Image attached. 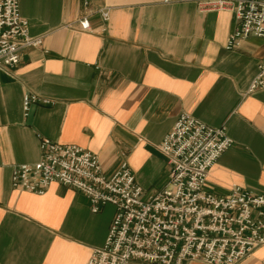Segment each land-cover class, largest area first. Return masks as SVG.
<instances>
[{
	"label": "crops",
	"instance_id": "crops-1",
	"mask_svg": "<svg viewBox=\"0 0 264 264\" xmlns=\"http://www.w3.org/2000/svg\"><path fill=\"white\" fill-rule=\"evenodd\" d=\"M20 11L42 44L0 68V264H87L115 215L112 205L93 213L57 183L42 195L12 188L14 168L41 159L42 139L92 151L107 176L126 162L147 199L169 181L159 145L187 113L234 141L206 188L264 194V89L248 93L264 38L228 50L232 11L202 12L196 0H90L88 10L81 0H20ZM87 14L93 32L80 23ZM26 94L51 103L25 113ZM238 264H264V246Z\"/></svg>",
	"mask_w": 264,
	"mask_h": 264
},
{
	"label": "built area",
	"instance_id": "built-area-1",
	"mask_svg": "<svg viewBox=\"0 0 264 264\" xmlns=\"http://www.w3.org/2000/svg\"><path fill=\"white\" fill-rule=\"evenodd\" d=\"M171 2L173 0H164ZM202 12L229 10L237 26L226 48L237 49L249 37L264 38V0H196ZM84 10L90 0H81ZM104 21L109 11L98 10ZM82 27L93 32L89 14ZM20 11V0H0V68H15L28 47H40ZM264 89V64L248 93ZM48 99L26 94L23 108ZM234 141L225 127H211L182 113L159 145L170 166L165 188L145 199L144 190L126 162L107 176L98 155L75 144L49 139L40 143L41 159L14 168L12 188L42 195L53 183L84 195L93 213L115 208L103 246L95 248L87 264H238L264 246V194L235 187L226 195L206 188L210 169Z\"/></svg>",
	"mask_w": 264,
	"mask_h": 264
}]
</instances>
